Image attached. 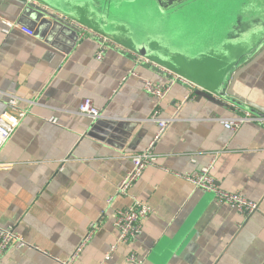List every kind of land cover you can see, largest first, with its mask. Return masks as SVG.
Masks as SVG:
<instances>
[{
	"label": "crops",
	"instance_id": "obj_1",
	"mask_svg": "<svg viewBox=\"0 0 264 264\" xmlns=\"http://www.w3.org/2000/svg\"><path fill=\"white\" fill-rule=\"evenodd\" d=\"M24 1L0 0V115L11 98L27 112L0 154V163L12 165L0 170V227L13 228L27 246L8 252L0 264H59L90 233L75 264H127L131 252L143 264H264V125L227 130L220 120L248 109L225 108L204 96H215L237 61L252 52L227 50L200 32L193 44L161 47L157 60L97 28L93 17ZM30 6L87 31L78 32L79 39L63 27L53 31V21ZM4 21L34 35L5 34ZM101 37L108 42L99 60ZM174 76L184 82H175L163 101L144 90L145 81L166 85ZM235 91L264 108V56L240 76ZM86 98L101 120L79 114ZM156 110L173 121L156 145L157 164L131 189L153 213L137 239L107 261L118 237L115 212L132 203L116 192L133 167L130 156L144 152L157 131ZM215 156L219 189L258 204L248 219L185 179Z\"/></svg>",
	"mask_w": 264,
	"mask_h": 264
},
{
	"label": "rangeland",
	"instance_id": "obj_2",
	"mask_svg": "<svg viewBox=\"0 0 264 264\" xmlns=\"http://www.w3.org/2000/svg\"><path fill=\"white\" fill-rule=\"evenodd\" d=\"M41 1L52 9L93 17L95 26L115 40L132 47L148 44L155 54L172 41L193 44L202 39L200 32H209L220 47L248 53L264 41V0ZM231 62L226 60L225 66Z\"/></svg>",
	"mask_w": 264,
	"mask_h": 264
},
{
	"label": "built area",
	"instance_id": "obj_3",
	"mask_svg": "<svg viewBox=\"0 0 264 264\" xmlns=\"http://www.w3.org/2000/svg\"><path fill=\"white\" fill-rule=\"evenodd\" d=\"M59 18L66 22V19L64 17L59 16ZM4 23L8 27L4 29L5 34H8L12 29H20L30 36L34 35L31 30L25 29L15 23L9 21H4ZM68 24L74 27L79 33L81 32V30L87 31L83 27L77 26L73 23ZM101 39L103 40V44L101 45V51L97 56L99 60L103 58V52L105 50L104 44L108 42V39L105 37H101ZM177 81L184 82V80L179 78L178 76H174V79L166 85H160L155 84L151 81H145L144 90L147 94L154 97L158 101H163L170 92L172 85ZM78 112L82 117L88 118L93 122L101 120L103 118L101 111L95 107L93 100H91L90 98H86L82 101ZM26 116L27 112L26 110L19 108V100L17 98H11L7 102V109L0 115V154L2 149L12 139L16 130L21 126ZM152 120L157 124V131L144 152L130 156L133 167L124 177L116 192V195L119 197L130 198L132 203L129 207L119 209L115 212V226L118 231V237L116 243L112 246L110 252L105 257V260L107 261L112 259L114 252L119 246H129L137 239V237L143 231L144 222L153 213V208L148 203L139 200L136 196L131 194V189L133 188L134 184L143 176L144 171L148 167L157 164V154L155 153L156 145L165 136L170 123L173 121L163 118L161 116L160 110H156L153 113ZM251 122L264 125V117L257 116L250 111H243L242 114L220 120V124L225 129L232 132H237L244 124ZM216 161L217 156H215L208 165L202 167L199 171H194L186 174L185 179L190 182L196 189L206 193L215 194L216 200L219 204L229 205L232 209L236 210L243 218L248 219L258 211V204L248 200L240 193H229L219 189L217 182L215 181V178L213 176ZM11 167V164L0 163V170H7ZM111 202L112 199L108 201V204H110ZM92 234L93 233H90L85 238L79 249L69 259H59V264H75L78 254L81 252L82 248L91 240ZM26 246V242L15 232L13 228L0 227V260H2L11 250L24 248ZM127 264L143 263L142 260L134 252H131L127 257Z\"/></svg>",
	"mask_w": 264,
	"mask_h": 264
},
{
	"label": "water",
	"instance_id": "obj_4",
	"mask_svg": "<svg viewBox=\"0 0 264 264\" xmlns=\"http://www.w3.org/2000/svg\"><path fill=\"white\" fill-rule=\"evenodd\" d=\"M18 1H20L23 5L27 4L26 1L24 0H18ZM51 4L53 5L54 3L52 2ZM30 8L36 9V11L39 12L43 17L46 18L49 17L53 21V31H56L57 29L63 27L67 30L72 31L79 39L78 31L74 27L66 23L64 20L60 19L59 17L49 12H46L44 9L40 7L30 6ZM135 49L142 56H146V57L152 55L160 56L159 53L155 54V51L152 50L150 46L145 43L143 44L136 43ZM263 56H264V41L260 44V46L257 49H254L252 51L248 59L237 61L238 63L237 71L231 76V78H227L224 81V84L221 86V88L215 94V96H210L207 94H204V96L207 97L208 99L215 101L218 105L225 108H230L232 110L234 107L245 108L256 115H264V108L254 104L250 100H247L245 97H243L242 95L238 94L235 91V87L240 76L250 67H252L255 63H257Z\"/></svg>",
	"mask_w": 264,
	"mask_h": 264
}]
</instances>
